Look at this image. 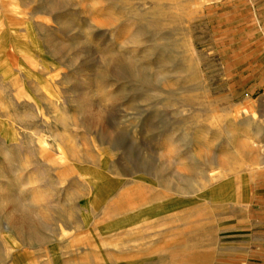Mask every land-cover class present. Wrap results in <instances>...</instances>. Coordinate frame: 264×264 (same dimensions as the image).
<instances>
[{"label": "rangeland", "instance_id": "1", "mask_svg": "<svg viewBox=\"0 0 264 264\" xmlns=\"http://www.w3.org/2000/svg\"><path fill=\"white\" fill-rule=\"evenodd\" d=\"M250 0H0V264H228L264 175Z\"/></svg>", "mask_w": 264, "mask_h": 264}, {"label": "crops", "instance_id": "2", "mask_svg": "<svg viewBox=\"0 0 264 264\" xmlns=\"http://www.w3.org/2000/svg\"><path fill=\"white\" fill-rule=\"evenodd\" d=\"M250 1L264 41V0ZM229 239L233 250L228 264H264V175L252 184L245 212L234 223Z\"/></svg>", "mask_w": 264, "mask_h": 264}]
</instances>
